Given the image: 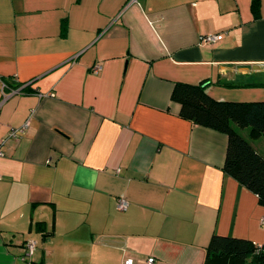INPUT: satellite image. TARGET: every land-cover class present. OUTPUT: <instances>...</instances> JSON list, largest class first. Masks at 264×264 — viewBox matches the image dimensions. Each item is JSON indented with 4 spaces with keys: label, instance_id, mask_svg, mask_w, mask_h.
<instances>
[{
    "label": "crops",
    "instance_id": "0c3cea01",
    "mask_svg": "<svg viewBox=\"0 0 264 264\" xmlns=\"http://www.w3.org/2000/svg\"><path fill=\"white\" fill-rule=\"evenodd\" d=\"M202 81L264 101V0H0V264H204L213 233L262 244L226 134L171 99ZM249 141L264 156V134Z\"/></svg>",
    "mask_w": 264,
    "mask_h": 264
},
{
    "label": "trees",
    "instance_id": "16d2710c",
    "mask_svg": "<svg viewBox=\"0 0 264 264\" xmlns=\"http://www.w3.org/2000/svg\"><path fill=\"white\" fill-rule=\"evenodd\" d=\"M258 8L259 0H251L254 15ZM3 82L9 88L20 86L8 78ZM207 84L176 82L171 99L179 103L181 117L226 134L223 171L252 191L264 205V156L249 141L264 134V101L216 100L208 95ZM236 128H247V138ZM204 264H264V242L256 245L244 238L213 233Z\"/></svg>",
    "mask_w": 264,
    "mask_h": 264
},
{
    "label": "built area",
    "instance_id": "2783aa9c",
    "mask_svg": "<svg viewBox=\"0 0 264 264\" xmlns=\"http://www.w3.org/2000/svg\"><path fill=\"white\" fill-rule=\"evenodd\" d=\"M217 38V35L216 34H209V35H206L203 37V39H205L207 42H214ZM20 91V89L18 88H13L11 90V93H15V92H18ZM51 95V94H49ZM26 127V124H24L22 127H19V128H11L9 129L8 133H7V137L8 138H17L19 136V133H21ZM1 142L3 143L4 142V139L1 140ZM0 154H2V151L0 150ZM127 207V201L124 199V198H119L117 200V203H116V208L118 210H124L125 208ZM262 224L264 226V219L262 220ZM34 242L32 241H28L26 244H25V248H26V251L27 253H31L34 249ZM147 264H151L153 262V258L152 257H149L147 258ZM120 264H134V259L132 257H125L123 258V260L121 261Z\"/></svg>",
    "mask_w": 264,
    "mask_h": 264
},
{
    "label": "rangeland",
    "instance_id": "374dc122",
    "mask_svg": "<svg viewBox=\"0 0 264 264\" xmlns=\"http://www.w3.org/2000/svg\"><path fill=\"white\" fill-rule=\"evenodd\" d=\"M241 133H242V135H244L247 138V131H245V129L242 130Z\"/></svg>",
    "mask_w": 264,
    "mask_h": 264
}]
</instances>
